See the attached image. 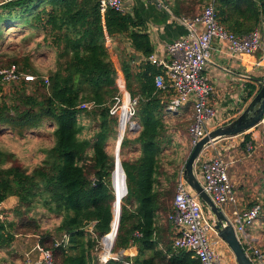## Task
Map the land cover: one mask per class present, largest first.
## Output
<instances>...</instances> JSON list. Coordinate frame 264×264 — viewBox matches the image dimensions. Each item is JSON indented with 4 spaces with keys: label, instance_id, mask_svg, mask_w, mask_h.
I'll return each instance as SVG.
<instances>
[{
    "label": "trees",
    "instance_id": "obj_1",
    "mask_svg": "<svg viewBox=\"0 0 264 264\" xmlns=\"http://www.w3.org/2000/svg\"><path fill=\"white\" fill-rule=\"evenodd\" d=\"M199 2L198 13H177L193 19L212 3L218 22L237 36L264 26V0ZM136 17L110 9L101 13L99 0L0 1V69L14 65L37 77L0 82V129L23 137L47 125L54 138L43 151L44 158L30 170L15 164L13 153L0 150V205L10 197L17 200L0 219V263L14 254L16 236L25 234L40 237L39 245L52 252L54 264H101L95 249L108 233L105 245L113 244L121 208L111 253L136 247L137 255H119L105 264H200L192 252L173 249L174 230L168 220L186 160L182 153L192 149L188 128L189 147L179 140L180 128L175 127L187 112L182 108L173 115L166 112L172 90L156 88L159 69L148 62L143 72L137 71L132 56L120 62L125 89L137 99L132 120L139 125L137 130H126L120 144L125 197L123 174L114 169L120 131L111 109L120 105L121 91L106 42L125 37L135 52L149 57L151 44L147 35L138 33ZM35 39L41 41L36 50L51 53L48 84L33 66L30 43ZM11 84L16 85L13 94L2 96L3 87ZM257 89L255 84L246 85L244 102ZM83 104L92 107L81 108ZM120 116L123 129L125 110ZM251 136L244 135L242 150L249 143L255 145ZM172 145L179 155L171 151ZM259 204L262 211L255 221L264 219V201ZM42 209L57 219L44 232H40ZM90 222H95L93 235L85 229ZM63 235L68 236L67 247H55L53 239Z\"/></svg>",
    "mask_w": 264,
    "mask_h": 264
},
{
    "label": "built area",
    "instance_id": "obj_2",
    "mask_svg": "<svg viewBox=\"0 0 264 264\" xmlns=\"http://www.w3.org/2000/svg\"><path fill=\"white\" fill-rule=\"evenodd\" d=\"M99 3L101 13L107 9L119 14L127 13L123 0H99ZM182 23L189 31L188 35L172 41L166 46L165 59L156 58L152 54L148 59L160 71L154 78L156 88L165 89L168 87L172 90V98L166 107L167 113L175 114L190 101L193 103L192 121L188 127L193 147L210 131L208 123L215 115L210 101L214 88L203 72L211 62L216 45L226 43L230 52L237 56L259 54L255 66L264 68V26H259L247 35L237 36L218 22L212 3L205 7L201 14L193 19H183ZM198 27H201L202 30H199ZM36 78L32 74L18 71L14 65L0 69V82L9 83L21 79L34 81ZM119 81L116 83L121 91V98L118 100L120 105L112 108L111 114H117L120 123L123 99L127 97L128 127L126 130H137L136 122H131L133 109L137 106V99L131 98L125 91V83L120 84ZM44 82L48 84L47 78H44ZM80 107L90 109L92 104H83ZM213 145L215 143L209 147ZM209 147L205 148L199 156L195 164V174L205 193L222 211L227 205L236 206L237 199L229 178L228 163L220 154L211 157L207 153ZM246 150L250 153L253 150L252 144L249 143ZM261 211L262 207L259 203L250 208L239 209L236 207L232 211L231 217L228 218L245 255L252 264H264V249L257 246L255 239L247 235L245 229L252 225ZM168 220L174 230L172 247L175 251L192 252V257L198 259L200 264H222V256L217 249V239L220 238L214 228V222L210 219L209 212L199 197L183 180L182 172ZM94 225L95 222H90L85 228L92 235ZM68 243L67 235L54 240L55 247L65 248ZM32 250L36 253L35 258H29L27 254L24 264H54L52 252L44 249L39 243ZM118 257L119 255L114 256L111 253L108 258L103 259L99 255V262L105 264L108 260ZM132 257L134 256H130V258Z\"/></svg>",
    "mask_w": 264,
    "mask_h": 264
},
{
    "label": "crops",
    "instance_id": "obj_3",
    "mask_svg": "<svg viewBox=\"0 0 264 264\" xmlns=\"http://www.w3.org/2000/svg\"><path fill=\"white\" fill-rule=\"evenodd\" d=\"M123 3L127 14L132 17L137 16L135 18L139 23L137 31L147 35L151 44L152 55L159 59H165L166 46L172 41L186 37L189 32L182 20L190 18L180 16L177 12L188 15L198 13V3L201 2L199 0H123ZM198 29L202 30L201 27ZM106 46L111 53L117 71V81L120 80V84L125 83L120 62L132 56L134 69L142 72L144 65L149 62L148 57L146 58L142 53L134 51L125 37L118 36L114 41L107 39ZM258 58L259 54L255 53L253 55H234L226 43L216 45V51L212 54L211 62L203 72L214 88L210 101L215 110V115L208 123V130L211 131L218 126L229 123L251 101L252 98L244 102L246 85L255 84L258 86L256 81L264 78V68L255 66ZM124 101H127V97H124L123 103ZM192 105L193 103L190 101L182 107L187 114L191 113V117L193 115ZM126 128L124 126L121 129V123H119V130H123L125 133ZM257 128L249 132L252 134V139L256 141L259 137ZM243 139L244 135H240L221 140L209 147L207 151L211 157L220 154L228 163V174L234 187L237 204L236 206L227 205L222 209L227 218L231 217V213L236 207L239 209L248 208L264 201V179H262L264 171L259 174L254 172L257 164L250 163V160L255 148L252 145L253 150L250 153L245 149L242 150ZM247 172H250V175ZM209 216L214 221L211 213ZM257 221L255 224L246 227L245 232L252 239H255L259 248L264 249V219ZM212 239L215 240L214 237ZM217 249L222 256V264H237L230 249L221 239H217ZM119 255L136 256L137 249L130 247L121 251Z\"/></svg>",
    "mask_w": 264,
    "mask_h": 264
},
{
    "label": "rangeland",
    "instance_id": "obj_4",
    "mask_svg": "<svg viewBox=\"0 0 264 264\" xmlns=\"http://www.w3.org/2000/svg\"><path fill=\"white\" fill-rule=\"evenodd\" d=\"M14 41L18 42L19 39L16 38L14 39ZM37 43H41L40 39H35L34 41L30 43V47L32 48L31 52L33 53V57H32L33 66L34 68L38 69L42 73L44 78H46L48 67L51 64V53L48 50H46L44 47H43L44 49L36 50L35 48H36ZM14 86L16 85L11 84V85L4 86L2 90V96L10 97V95H12L14 92ZM169 115H173V114H169ZM191 119H192L191 113L187 114V117L185 116L183 119H181L180 125L175 126L177 130L180 128L179 140L183 144L187 145V147H189L187 143V138H188L187 128L190 124ZM131 122H133V120ZM262 124H260L257 128L259 131V135H258L259 137L257 141L254 140L255 145L253 144V146L255 148V152L252 155L251 160H250V163L257 164L255 166L256 168L254 172L258 174L264 171V128ZM118 126H119V118H118ZM51 131H52V128L46 125L44 128L28 132L26 133L25 136L20 137L16 134L11 133L10 130L0 129V150L13 153L16 157L15 164L30 170L32 167H34L44 158L43 151L53 145L54 138L51 134ZM116 144H117V141H116ZM112 147H113V143L110 142L109 145L107 146V150L110 152ZM171 147H172L171 151H176L179 155V149L173 148L174 147L173 145ZM188 152L189 151L182 153V156H184L186 159L190 153ZM247 174L250 175V172H247ZM262 179H264V177ZM16 204H17V200L15 198L10 197L6 199L5 202H3L0 205V219L1 220L4 219V211L5 212L10 211L16 206ZM42 211L43 212H42V216L40 217V221L41 223H43V227L40 230V232L46 231L48 228L54 225L55 221L57 222V219H55L53 215L46 214L43 209ZM256 222L258 221L257 220L254 221V224ZM59 238L60 237H56L53 240L59 239ZM39 239L40 237L38 235H25V234L17 235L14 242L12 243V249H13L14 254L7 255L6 256L7 262L2 261L0 264H23L26 260L27 254L29 258H35L36 253L32 249L38 243ZM107 243L109 244V241H107ZM101 251H102V242L100 240L95 249V255L98 261H100L99 255ZM113 255L115 256L116 254H113Z\"/></svg>",
    "mask_w": 264,
    "mask_h": 264
},
{
    "label": "water",
    "instance_id": "obj_5",
    "mask_svg": "<svg viewBox=\"0 0 264 264\" xmlns=\"http://www.w3.org/2000/svg\"><path fill=\"white\" fill-rule=\"evenodd\" d=\"M256 82L259 88L252 97L251 101L246 106V108L229 123L218 126L212 129L211 131H208V133L192 147L182 169L183 180L189 186V188L196 193V195L199 197L200 201L203 203L206 210L209 213H211L212 217L214 218L213 219L214 228L217 231L219 238L230 249L237 264H252V263L245 255L235 235L233 227L228 221V218L214 204L211 198L203 190L195 174V164L199 156L203 152V150L209 147L211 144H214L221 140L230 139L236 136L245 135L250 131H252L253 129H255L256 127H258L260 124L264 123V78L261 80H257ZM135 124L139 128V125L137 123ZM123 136L118 137L117 142L119 143V148L123 140ZM119 151L117 150L115 155L114 169L117 170L119 168L121 170L125 182L126 178L119 159ZM113 174L114 171L111 174V185L114 190ZM126 194H127V187L125 182L124 195L126 196ZM112 210H113V206H112ZM112 215H113V211H112ZM119 218H120V214H119ZM117 224L119 225V219L117 220ZM107 235L103 236L101 241L104 238H106ZM112 247L113 245L111 244L110 249H112Z\"/></svg>",
    "mask_w": 264,
    "mask_h": 264
},
{
    "label": "bare ground",
    "instance_id": "obj_6",
    "mask_svg": "<svg viewBox=\"0 0 264 264\" xmlns=\"http://www.w3.org/2000/svg\"><path fill=\"white\" fill-rule=\"evenodd\" d=\"M263 64H264V62H263ZM128 101H124V103L122 104V110H125V112H126V117H127V120H128ZM125 127H127V121H126V123H125ZM120 131V137L121 136H123V134H124V131L123 130H119ZM119 143L117 144V146H116V148H115V155H116V152H117V150L119 151ZM121 171V170H120ZM124 179V178H123ZM124 187H125V182H124ZM114 191H115V188H114ZM115 193V192H114ZM125 196V195H124ZM124 198V197H123ZM115 204V203H114ZM113 207H114V205H113ZM113 211V210H112ZM120 212H121V208H120V211H119V214H120ZM118 219H119V216H118ZM117 228H118V224H117V227H116V230H115V233H114V235H113V244L112 245H114V241H115V235H116V231H117ZM108 236V235H107ZM107 236H106V238H107ZM106 238H104L103 239V241H102V249H104V251H102L101 253H100V256H101V258H103V259H105V258H108L109 257V255L111 254V252H109V250H110V248H107L106 247V245H105V243H106ZM111 247V246H110Z\"/></svg>",
    "mask_w": 264,
    "mask_h": 264
}]
</instances>
